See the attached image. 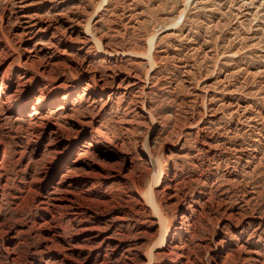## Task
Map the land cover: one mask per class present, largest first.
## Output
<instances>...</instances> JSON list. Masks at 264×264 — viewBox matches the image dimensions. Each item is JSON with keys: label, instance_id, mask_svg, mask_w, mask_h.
<instances>
[{"label": "rangeland", "instance_id": "1", "mask_svg": "<svg viewBox=\"0 0 264 264\" xmlns=\"http://www.w3.org/2000/svg\"><path fill=\"white\" fill-rule=\"evenodd\" d=\"M8 6L10 2L0 0V13ZM33 8L28 12L35 13L37 24L57 26L62 36L52 54H41L43 64L35 69L21 67L26 42L13 37L24 25L14 27L7 17L0 21V221L7 228L13 226L12 231H29L19 237L17 242L25 244L16 256L28 260L31 250L42 248L40 231L35 230L49 214L40 203L53 198L47 193L57 182L66 186L67 166L90 138L94 148L83 161L107 164L112 179L86 193V200L75 197L76 206L93 210L98 218L105 212L133 213L139 206L133 200L140 193L138 186L146 189L152 179L144 161L153 153L166 179L181 186L175 206L165 203V195H159L158 202L173 228L188 212L183 228L191 258L205 256L224 237L229 243L225 251L239 254L247 247L243 248L247 236L259 227L253 216L264 212V0H41ZM92 22L93 33L112 54L110 58L91 41L66 45L63 37L84 39ZM42 35L38 40H44ZM155 36L157 66L151 85L143 92L142 86L128 93L118 90L128 75L143 79L150 72V64L133 53L144 56ZM53 65L60 67L53 71ZM103 75L117 78L111 80V91L95 98L93 79ZM248 107L252 121L231 115L234 109L245 112ZM22 108V116L7 114ZM41 118L44 127L34 126ZM84 122L89 124L75 136L74 127ZM55 125L66 130L50 151L49 134ZM49 174L55 180L43 182ZM75 190L81 192L80 187ZM96 194L107 196L110 205L99 204L101 197ZM73 213L67 209L60 217L67 242H78L74 235L80 221L72 223L74 219L68 218ZM232 213L242 217H230ZM129 218L132 222L124 231L128 244L145 254L155 231L146 230L145 218ZM12 236L16 234L9 231L3 237Z\"/></svg>", "mask_w": 264, "mask_h": 264}, {"label": "bare ground", "instance_id": "2", "mask_svg": "<svg viewBox=\"0 0 264 264\" xmlns=\"http://www.w3.org/2000/svg\"><path fill=\"white\" fill-rule=\"evenodd\" d=\"M6 1L10 2V6L6 7L4 11L0 13V21L3 23L5 17H7V23L9 24L11 23L12 26L14 27L18 26L19 24L22 26L24 25V28H22L21 31H18L13 36L14 38H17L19 40V43L26 42V45H24L25 47L22 50L26 54L25 65L24 66L19 65V67L29 66L35 69L38 65L43 64V59L40 57L41 54L45 52L51 53L50 51H52L56 47L58 40L62 38V36H60L61 35L60 30L57 26H53L48 22L37 24L35 21L36 18V15H34L35 13L34 14L32 13V15H34L32 16L28 12L30 9L35 7L41 0H18V2H16V0H6ZM11 16L14 17L12 18L13 20H11ZM40 17L42 19V16ZM48 18L46 17V19ZM94 21L96 22L97 19ZM93 25H95L94 22H92L91 26L89 24V26L85 29L84 36L87 39H85V37L84 39H78V38L75 39L72 34L69 37H63V39H65L66 41V45L67 44L84 45L85 43L87 42L89 43V41H91V43H93L95 47L100 48L104 56L110 58L112 54L109 51L104 50L100 40L97 39V37L94 35L92 28L94 27ZM168 31H170V29H168ZM39 34L44 35L45 37L44 40L41 39L38 40ZM49 35H51L50 38ZM157 38L158 36H155L149 41V51L146 52V54L143 53L144 56L142 54L133 53L134 56L137 57L139 55L138 57L144 58L147 61V63L150 64L151 66L150 72L143 79L132 77V75H128L127 78L125 77L124 79L121 80V82L117 87L118 90L123 89L122 91L125 92L127 91L126 93H128V91H130L131 89L141 88L142 86V89L140 90L143 92L151 85L152 83L151 76L152 73L155 71L152 69L154 66L155 67L157 66L156 56H155ZM59 67L60 65H53V71L54 68L56 69ZM51 72L49 74H51ZM40 74L42 76H45L46 72H42ZM257 76L258 75L253 74L254 78H257ZM115 77L116 76H112V75H103L98 78L97 77L94 78L93 81L96 82V86H94L96 93H92L91 95L92 96L94 95L95 97L97 94L103 95L104 93H107V91H111L110 88L114 86L111 80L115 79ZM87 87L89 88L91 86L88 84ZM84 90L88 91L86 88ZM2 91H3V87L1 88L0 92ZM103 104L106 105L107 102H103ZM34 109L35 107L32 110ZM248 109L249 107L245 110V112H241L240 108L234 109L231 115L232 116L238 115L241 116V118L244 117L243 118L245 120L244 122H246L249 119ZM57 110L58 107L55 110L52 109L51 111L46 112L48 114L47 116H51L55 114ZM16 112L19 116H22L25 111L24 108H22L21 110L12 109L9 112H7V114L8 116H11ZM241 113L243 114L241 115ZM258 116H259L258 118L262 117L260 115ZM18 118L19 117L17 116L16 119L18 120ZM46 118L48 119V117H44L45 120ZM44 119L41 118L39 119V121H36L34 124L31 123V127L33 124L34 126L43 128L45 125ZM90 120L89 122L93 123L95 121V118H92ZM249 121H252V118L249 119ZM89 122L79 123L80 127L75 126L74 135L78 136L80 130H82V128L85 125H88ZM55 126L56 127L53 128L49 134L50 139L52 141V142L50 141L51 144L48 145L50 151H52V149L54 148L55 142L57 141V137L60 135V133L66 130V128L62 127L61 125L60 126L55 125ZM100 131H101L100 129H97L98 133H100ZM93 148H94V144L92 138H90L89 141L87 140L84 141L80 145V147L78 148V152H76L75 154L76 157L70 162V164L67 166V170L65 171L66 172L65 174L67 176L66 178H68V180L65 183L66 186L63 188V182H57L54 186H51L49 188V191L47 193L48 194L47 196H52L53 198H49V199L47 198L46 200L41 201L40 205L41 206L43 205V209L46 210V212H48L50 216L46 215L47 217L43 218L42 220L43 222L37 226V229L35 231L36 233L40 231V235L38 237L40 242L43 244V246L40 249L35 248L31 250L28 256L29 257L28 260L27 259L26 260L23 259L24 261L21 260L20 257L19 258L17 257L18 255L16 256V253L17 250L20 248V246L22 244H25V243L17 242L19 240V237L26 236L29 233V231L24 230L23 228L22 229L17 228L16 231H12L14 228L13 226L7 228L6 227L7 224L6 223L4 224L0 221V244H1L0 250L2 252V260L0 264H26V263H30V264H157L160 261H163L164 262L163 264H264V212L261 213L259 217L253 216V218H255L254 221L255 220L259 221L260 223L259 227L257 230L252 232L250 236H247V240L246 243L243 245V248L244 246L247 247L240 250L239 254L232 249L229 250V248L225 251V248L229 243L226 242L224 237L223 239L219 240L217 243L215 244L213 243V246L211 248H208V251L206 252L205 256L201 258L200 257H194V259L191 258V252L187 251V244H186L187 240L185 239L184 236L185 232L183 228V226H185L183 222H188L189 219L188 217L189 214H187L188 212L182 214L181 217L183 218V221L180 223V226L173 228V223L168 224L165 220L167 218H164L163 214L161 213L162 202H158L159 195H165V199H166L165 203H167L168 205L175 206L177 201L176 202L174 201L179 198L181 186L176 185L175 180L171 179V181H169L170 180L169 178H168L169 180L166 179L165 174L163 175L162 173L163 172L162 166L160 165L158 158L153 153H150V155H148L149 159L147 161H144L151 168V172L153 174L152 179L150 180L146 189H143L142 184L140 185L138 184L140 193L139 195L134 196L133 200H135V202L139 206L136 208L134 212L132 211L133 213L117 212L106 215L105 212L98 214L101 217L98 218V216L93 212V210L86 208L82 205L76 206L75 204L77 203V200L75 197L80 196L81 198L84 199L86 193H92L95 191V188H97L96 185H99L104 181H108L112 179V175H111L112 172L110 170H107V164L106 165H103L101 163L96 164L94 161H92L93 159L91 161H85V162L83 161L86 158V156L89 155L91 151H93ZM146 148H147L146 150H150L147 146ZM131 163L132 164L134 163L133 158L131 160ZM117 164H119V162H117ZM113 166L114 165H112L110 169H113L114 168ZM134 170H136V168ZM61 176H63V174ZM54 180H55V176L49 174L44 177L43 182H50V181L53 182ZM75 187L78 188L80 187L81 192H77V190H75ZM96 195L101 197L98 200L99 204H102L104 207L110 205L111 201L108 200L107 196L105 197L99 194ZM101 199L102 201H100ZM112 208H117V206H113ZM67 209H70L71 211L74 212L73 214L70 215V217H68L74 219L73 221L71 220L72 223L77 222V220L78 222L80 221L78 228L75 230L76 233L74 235L75 237L78 238V242H67L66 240L68 239V237H65V235H63V225L61 224L60 217L63 218V211ZM233 213L230 215V217L232 216L242 217L241 213H237V214H233ZM132 216L135 219L134 221H136L137 219L142 220L143 218H145V220H147L146 223H148V227L146 228V230L155 231L153 235V241L150 242L152 245H147L146 247L147 253L145 254H143L142 252H138L137 249L129 245L131 242L127 240L128 237L124 232L125 229L131 224L132 220L129 217ZM114 227H116V229L114 232H112L111 229ZM226 227L229 228L230 225H227ZM9 231L12 234L15 233L16 236L4 238L3 236L7 234ZM67 235L68 233L66 234V236ZM244 236L245 235L243 232L242 237ZM140 248L139 250L141 251ZM204 249L206 250L205 247ZM119 251H122V254L118 256V261L114 262L113 258L117 256L116 254ZM210 251L212 256L210 255ZM129 254H134L135 257L131 258L129 257ZM94 256L95 259L92 262H90V260H92ZM45 259L48 261H45Z\"/></svg>", "mask_w": 264, "mask_h": 264}]
</instances>
